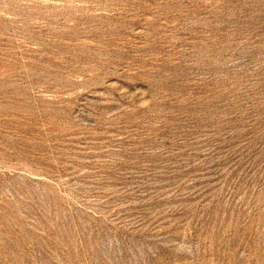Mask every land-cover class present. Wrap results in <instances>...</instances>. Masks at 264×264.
Instances as JSON below:
<instances>
[{"label": "rangeland", "instance_id": "374dc122", "mask_svg": "<svg viewBox=\"0 0 264 264\" xmlns=\"http://www.w3.org/2000/svg\"><path fill=\"white\" fill-rule=\"evenodd\" d=\"M0 264H264V0H0Z\"/></svg>", "mask_w": 264, "mask_h": 264}]
</instances>
